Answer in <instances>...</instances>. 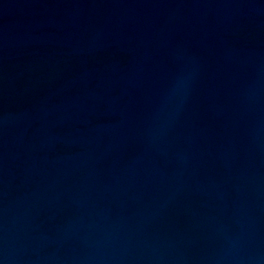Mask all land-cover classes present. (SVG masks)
<instances>
[{
	"label": "water",
	"instance_id": "water-1",
	"mask_svg": "<svg viewBox=\"0 0 264 264\" xmlns=\"http://www.w3.org/2000/svg\"><path fill=\"white\" fill-rule=\"evenodd\" d=\"M0 264H264V0H0Z\"/></svg>",
	"mask_w": 264,
	"mask_h": 264
}]
</instances>
